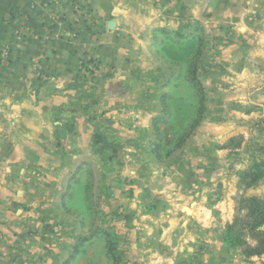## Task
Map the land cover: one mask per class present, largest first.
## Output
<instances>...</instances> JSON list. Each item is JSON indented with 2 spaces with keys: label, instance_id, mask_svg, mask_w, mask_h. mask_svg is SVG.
Masks as SVG:
<instances>
[{
  "label": "rangeland",
  "instance_id": "1",
  "mask_svg": "<svg viewBox=\"0 0 264 264\" xmlns=\"http://www.w3.org/2000/svg\"><path fill=\"white\" fill-rule=\"evenodd\" d=\"M121 1L134 19L127 82L151 132L132 143L123 128L73 171L50 203L45 264H264L240 228L225 240L241 200L264 198L247 177L264 166V0H176L183 17L169 24L143 21L161 12L153 0ZM99 65L82 59L83 77ZM207 124H227V138ZM128 157L134 174L117 167Z\"/></svg>",
  "mask_w": 264,
  "mask_h": 264
},
{
  "label": "crops",
  "instance_id": "2",
  "mask_svg": "<svg viewBox=\"0 0 264 264\" xmlns=\"http://www.w3.org/2000/svg\"><path fill=\"white\" fill-rule=\"evenodd\" d=\"M153 1L161 12L150 7L144 22L183 17L176 0ZM126 15L121 0H0V264H45L50 203L73 171L94 161L93 150L111 147L121 129L132 143L151 132L153 117L136 111L127 82L130 50L122 47L133 34L123 28L134 19ZM84 58L98 62L100 73L83 77ZM224 127L208 125V134L223 140ZM128 160L117 167L134 174Z\"/></svg>",
  "mask_w": 264,
  "mask_h": 264
},
{
  "label": "trees",
  "instance_id": "3",
  "mask_svg": "<svg viewBox=\"0 0 264 264\" xmlns=\"http://www.w3.org/2000/svg\"><path fill=\"white\" fill-rule=\"evenodd\" d=\"M247 177L252 184H256L261 180L264 181V166L257 168L253 173H249ZM237 211L234 223L227 228L225 240L228 239L229 243L234 244V233L240 228L241 232H245L250 239L256 241L255 246H250L247 242H244L245 252L249 256L262 255L264 252V231L261 229L264 226V198L251 197L243 199ZM241 213L245 214L242 216Z\"/></svg>",
  "mask_w": 264,
  "mask_h": 264
},
{
  "label": "water",
  "instance_id": "4",
  "mask_svg": "<svg viewBox=\"0 0 264 264\" xmlns=\"http://www.w3.org/2000/svg\"><path fill=\"white\" fill-rule=\"evenodd\" d=\"M116 27H117V24H116V21L115 20H111L107 24V28H108L109 31L115 30Z\"/></svg>",
  "mask_w": 264,
  "mask_h": 264
}]
</instances>
